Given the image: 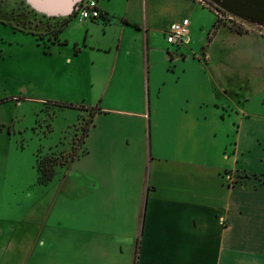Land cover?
<instances>
[{
  "label": "crops",
  "instance_id": "1",
  "mask_svg": "<svg viewBox=\"0 0 264 264\" xmlns=\"http://www.w3.org/2000/svg\"><path fill=\"white\" fill-rule=\"evenodd\" d=\"M98 4L106 18L82 20L73 11L50 19L59 26L53 37L37 38L53 61L46 74H99L102 83L96 104L67 97L54 102L90 115L83 151L68 162V175L86 177L78 184L87 200L108 192L101 201L121 209L92 223L79 217L69 226L70 241L116 234L132 239L128 258L101 248L90 264H264V77L257 92L235 106L226 99L227 83L235 85L221 82L210 68V46L222 38L239 41L245 56L256 54L264 69L263 33L225 23L215 27L217 11L201 0ZM184 17L190 19L186 41L168 42L170 24ZM185 77L198 86L191 96L184 98L175 87L167 93V83L179 85ZM133 94L143 101L139 111L124 102ZM178 107L181 113H172ZM233 113L238 125L234 140L227 133L235 144L230 157L229 140L221 136L223 153L212 151L211 142ZM227 171L245 173L244 183L228 184ZM125 208L132 214L128 219L121 214Z\"/></svg>",
  "mask_w": 264,
  "mask_h": 264
},
{
  "label": "rangeland",
  "instance_id": "2",
  "mask_svg": "<svg viewBox=\"0 0 264 264\" xmlns=\"http://www.w3.org/2000/svg\"><path fill=\"white\" fill-rule=\"evenodd\" d=\"M208 2L223 23L241 31L255 28L264 35V25L236 17ZM58 30V25L42 17L27 0H0V264H90L98 260L101 248L109 247L115 254L122 251L125 258L134 254L132 239L128 236L116 234L110 239L70 241L73 231L69 226L76 225L79 217L82 222L92 223L102 220L107 213L115 214L121 207L101 201L109 197L108 192L99 191L97 198L87 200L83 185L78 184L86 177L81 178L77 173L68 175L71 172L67 164L81 151L90 115L82 111L80 115V111L73 108H60L54 101L67 97L70 102L96 104L101 97L102 83L98 85L99 74H46L53 66L52 57L45 55L43 43L38 45L41 41L32 31L53 37ZM210 50L211 71L217 73L221 82L231 81L235 85L227 83L230 90L226 99L235 106L242 105L247 95L257 92V85L264 77V69L258 65L260 59L254 53L251 57L245 56L240 42L235 40L221 38ZM226 71L229 74H225ZM92 77L96 78L95 85ZM167 86V93L175 87L184 98L198 89L196 82L187 77L179 85L172 82ZM138 97L128 95L124 102L139 111L143 101ZM184 98L179 99L178 105ZM173 112L181 113L180 107ZM233 115V120L221 122V135L212 140V151L223 153L221 136L229 140L228 133L234 140L238 117L236 113ZM192 129H199L201 133V128L190 127V131ZM195 135L200 137L197 132ZM234 146L229 140L226 156H233ZM38 157L41 163L49 164L50 169L54 167L55 175L49 183L39 181ZM244 175L238 171L225 174L231 185L243 184ZM127 211L125 208L121 212L126 219L132 215ZM117 226H123V222ZM136 254L137 250L135 258Z\"/></svg>",
  "mask_w": 264,
  "mask_h": 264
},
{
  "label": "water",
  "instance_id": "3",
  "mask_svg": "<svg viewBox=\"0 0 264 264\" xmlns=\"http://www.w3.org/2000/svg\"><path fill=\"white\" fill-rule=\"evenodd\" d=\"M81 0H27L36 11L50 17L64 16ZM232 15L264 25V0H209Z\"/></svg>",
  "mask_w": 264,
  "mask_h": 264
},
{
  "label": "built area",
  "instance_id": "4",
  "mask_svg": "<svg viewBox=\"0 0 264 264\" xmlns=\"http://www.w3.org/2000/svg\"><path fill=\"white\" fill-rule=\"evenodd\" d=\"M207 5H210L208 0H201ZM76 13L82 20L98 19L103 16L98 0H81L76 7ZM190 19L182 18L170 24L167 30V40L170 43L183 44L186 41L189 33Z\"/></svg>",
  "mask_w": 264,
  "mask_h": 264
},
{
  "label": "trees",
  "instance_id": "5",
  "mask_svg": "<svg viewBox=\"0 0 264 264\" xmlns=\"http://www.w3.org/2000/svg\"><path fill=\"white\" fill-rule=\"evenodd\" d=\"M77 5H78V3L76 4V7H77ZM31 7V6H30ZM32 8V7H31ZM36 11V10H35ZM74 12H76V9L74 10ZM38 13H40V12H38ZM41 16L42 17H44L45 19H53V18H56V17H50V16H46L45 14H42L41 13ZM107 16L105 15V14H103V16L101 17L102 19H104V18H106ZM223 22H222V20H221V18H220V15L217 17V21H216V24H215V27H217V26H219V25H221ZM57 32V31H56ZM56 32L54 33V34H56ZM32 33L33 34H35V35H37L38 36V38L40 39V37H43L40 33H37L36 31H32ZM55 104H57V106L58 107H60V106H65V105H68V106H74L73 104H67V103H62V102H54ZM87 130H88V127L86 128V129H84V135H86V133H87ZM83 138H84V136H83ZM82 142H83V139H82ZM72 159H73V157H72ZM71 159V160H72ZM45 161V160H44ZM55 165V163H53V164H51V166L53 167ZM36 166H37V170H38V172H39V181L41 182V183H49L52 179H53V177H54V175H55V171H54V167H53V169L51 168H49V164H47V166H46V164H45V162H43V163H41V161H40V158L38 157V159H37V164H36ZM138 250H139V248L137 249V253H138ZM136 256H138V254H136Z\"/></svg>",
  "mask_w": 264,
  "mask_h": 264
}]
</instances>
